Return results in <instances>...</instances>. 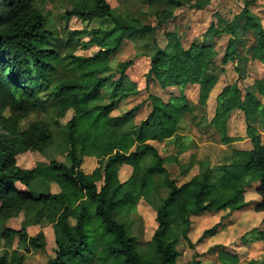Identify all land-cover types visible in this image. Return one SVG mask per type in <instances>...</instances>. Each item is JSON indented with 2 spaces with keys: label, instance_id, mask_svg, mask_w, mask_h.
I'll return each mask as SVG.
<instances>
[{
  "label": "trees",
  "instance_id": "trees-1",
  "mask_svg": "<svg viewBox=\"0 0 264 264\" xmlns=\"http://www.w3.org/2000/svg\"><path fill=\"white\" fill-rule=\"evenodd\" d=\"M45 2L46 0H41ZM199 6L209 0H197ZM258 0H251L256 3ZM37 0H0V244L15 242L23 250H45L46 234L41 231L31 236L29 225H50L56 246L55 257L47 264H179L182 241L190 243L193 218L205 214L221 216L220 222L205 230L202 240L215 236L224 220L241 211L249 203L246 191L258 183L261 201L255 211L263 214L264 225V143L252 125L264 120V79L256 81V90L244 89L239 81L226 85L216 99L213 126L224 144L250 139L249 150L232 149L230 159L218 169H207L179 185L170 177L168 163H179V155L164 156L156 143L174 146L180 152L185 136L180 125L196 106L206 107L226 67L234 64L239 70L240 53L237 41L229 40L225 53L217 62L218 51L213 45L183 46L177 31L166 32L167 48L157 44V31L175 18L171 5L178 0H153L159 9L155 13L157 25L143 24L134 14L114 16L107 0H78L62 18L70 39L91 38L99 47L92 56L75 52L61 58L54 48L55 35ZM247 16L246 30H257V44L252 47V61L264 66V30L256 19ZM72 18L80 19L86 27L69 30ZM94 20L111 23L108 29L92 28ZM217 35L224 31H216ZM147 39L142 53L150 58L148 81L164 90L178 88L179 94L169 97L149 94L150 111L139 123L132 125L146 103L143 102L119 115H113L132 96L138 95L137 83L127 74L134 60L119 61L118 55L129 42ZM250 59V60H251ZM66 63L77 76L59 83L50 96L57 104L58 119L69 111L74 116L64 131L66 158L70 164L51 160L34 168H22L17 158L24 152L44 154L54 141L52 130L37 122L15 135L22 119L41 109L48 101L54 62ZM240 80V79H239ZM112 97L100 103L103 88ZM198 87L197 104H192L185 91ZM9 106L15 119L2 115ZM235 111L244 115L246 135L229 134V121ZM131 131H122L125 126ZM93 156L100 167L92 173L82 169L84 158ZM132 168L129 179L119 177L123 166ZM216 170V169H215ZM44 181L57 185L58 193L38 191L35 185ZM167 191L163 196L162 191ZM144 200L156 212L158 223L148 243L149 254L142 256L132 233L129 216L137 214ZM24 213L28 224L20 230L5 223ZM264 240V229L256 228ZM223 264H238L239 257L223 249L219 252ZM0 264H23L18 251L9 261L7 250L0 255ZM191 264H204L196 257ZM247 264H260L251 261Z\"/></svg>",
  "mask_w": 264,
  "mask_h": 264
},
{
  "label": "rangeland",
  "instance_id": "rangeland-1",
  "mask_svg": "<svg viewBox=\"0 0 264 264\" xmlns=\"http://www.w3.org/2000/svg\"><path fill=\"white\" fill-rule=\"evenodd\" d=\"M78 0H46L42 2L37 0L36 6L43 10L44 14L50 21V28L55 35L54 48L61 58L67 54L75 52L76 55L92 56L99 51V47L91 43V38L70 39L65 25V20L62 18L67 10L72 8V5ZM182 4L180 6H167L173 9L175 18L168 21L158 28L156 39L157 44L161 48H167L168 40L165 37L166 32L177 31L180 40L185 48H189L191 44H208L213 45L218 51L219 56L217 62L220 63L226 47L231 38L237 41V50L240 53L239 70H234V64H229L226 67V72L223 74L213 90V93L206 107L196 106L197 110L194 114L187 115L180 125L179 133L185 136L183 148L179 152L174 146L164 143H156L160 152L164 156L179 155V163H168L167 169L170 177L175 179L179 185L189 181L195 175L214 169L215 176L218 178V171L222 163L228 162L232 149H248L251 147V141L245 139L232 144H224L221 141L219 131L213 126L212 119L216 111V99L222 89L236 81L244 89L251 91L256 90L255 83L259 79H264V66L258 61H252V47L257 44V30H246L247 16L244 11L256 19L259 29L264 30V0H258L256 3H251V0H209L205 4L199 6L197 0H178ZM111 5L114 16L124 13L134 14L143 24L155 27L157 21L155 13L159 9L153 0H107ZM92 28L108 29L112 25L110 21L94 20L89 23ZM214 26L216 31H224L214 35V31L210 30ZM86 27V25L77 18H72L68 23L69 30H77ZM147 39H137L136 42L127 43L118 55L119 61L134 60V65L128 70L129 77L137 83L138 95L132 96L124 102L120 109L113 113L119 115L134 106L147 102L149 94L169 97V95L179 94L178 88H169L164 90L159 84L148 81V70L150 68V58L142 53L154 50L146 49L144 43ZM251 59V60H250ZM55 68L51 75V89L46 93L47 97L59 83L77 78L72 69L64 62H54ZM240 79V80H239ZM186 96L192 104H197L198 87H189L185 91ZM100 103H108L111 100L112 94L108 91V87L102 89L99 96ZM264 101V98L262 99ZM57 104L49 96L47 103L37 112L32 113L26 119H22L19 129L15 135H21L23 131L37 122L46 124L54 134V141L46 149L44 154L36 152H24L18 156V165L22 168H34L38 163H48L51 160H58L70 164L66 158V149L64 143V131L68 121L74 114L69 111L65 118L58 119L56 115ZM151 107L149 102L141 110L139 116L133 121L137 124L144 119ZM2 115L7 118L15 117L9 106H5L2 110ZM257 131L262 136L264 143V120L258 119L252 123ZM131 126H125L122 131H131ZM229 134L234 136L246 135V122L244 115L240 111H235L229 122ZM252 148V147H251ZM98 159L93 156H86L83 163V171L92 173L96 168L100 167ZM216 169V170H215ZM132 173V168L123 166L120 170L119 177L122 182L129 179ZM35 189L44 193H58L60 191L57 185H48L44 181H38ZM258 183H254L246 191V201L249 203L241 211L232 213L215 236L208 237L202 240L205 230L212 228L220 222L221 216L205 214L193 218V226L190 231V243L182 241L179 246L181 257L179 264H191L198 257L202 259L204 264H223L219 258L221 249L235 254L239 257L238 264H247L251 261L264 264V240L259 239L260 235L256 232V228L264 229L262 224L263 214L255 211V206L261 201V197L257 192ZM163 196L167 195V191H162ZM132 222V233L137 240V248L142 256L149 254L148 243L153 237L158 223L156 221V212L144 200L138 205L137 214L129 216ZM28 224V217L24 213L8 220L5 226L14 230H20ZM28 231L31 236L37 235L44 231L47 239L45 250L30 251L23 250L15 242L11 245L6 243L0 244V255L4 250H7L9 261L12 260V255L18 251V256L23 259V264H47L50 259L56 255L55 242L53 238V229L50 225L42 224L40 226L29 225Z\"/></svg>",
  "mask_w": 264,
  "mask_h": 264
},
{
  "label": "crops",
  "instance_id": "crops-1",
  "mask_svg": "<svg viewBox=\"0 0 264 264\" xmlns=\"http://www.w3.org/2000/svg\"><path fill=\"white\" fill-rule=\"evenodd\" d=\"M213 93V92H212ZM212 95V94H211ZM211 97V96H210ZM263 103H264V101H262ZM230 122V121H229ZM247 140H249V139H245V141H247ZM245 141H243V142H245ZM250 141V140H249ZM239 143V142H238ZM251 147H252V144H251ZM251 147H249L248 149H244V150H249V149H251ZM239 149H242V148H239Z\"/></svg>",
  "mask_w": 264,
  "mask_h": 264
}]
</instances>
